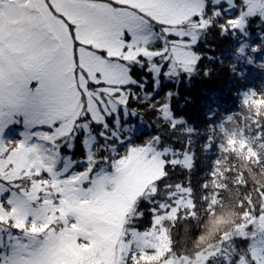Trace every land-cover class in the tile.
I'll return each mask as SVG.
<instances>
[{
    "label": "snow or ice",
    "instance_id": "obj_1",
    "mask_svg": "<svg viewBox=\"0 0 264 264\" xmlns=\"http://www.w3.org/2000/svg\"><path fill=\"white\" fill-rule=\"evenodd\" d=\"M256 17L264 26V0H0V137L21 118L25 126L21 141L0 139V264H264L259 186L260 203L246 193L239 219L214 243L177 247L173 230L197 217L198 202L190 183L171 176L194 167L196 129L173 108L178 91L155 99L164 82L210 77L201 64L216 57L198 50L209 32L246 38ZM260 38L264 45V32ZM136 69L150 74L151 90L147 77L134 78ZM240 95L245 108L264 100L255 90ZM140 105L181 148L159 133L126 146L133 129L123 122H144ZM247 120L239 143L260 165L264 121L256 113ZM78 139L83 159L73 160L64 150ZM236 142L208 136L203 151L226 154ZM220 163L201 185L209 216L222 207V190L209 187ZM235 179L247 189L243 173Z\"/></svg>",
    "mask_w": 264,
    "mask_h": 264
},
{
    "label": "trees",
    "instance_id": "obj_2",
    "mask_svg": "<svg viewBox=\"0 0 264 264\" xmlns=\"http://www.w3.org/2000/svg\"><path fill=\"white\" fill-rule=\"evenodd\" d=\"M259 18H253L248 28L246 38L237 36L235 39H225L215 31L208 33L199 46V51L205 56H215L212 62L205 60L201 64V71L205 68L211 71L210 77H204L202 74L194 75L190 80L184 79L177 85L164 82L155 99L159 100L165 92L178 91L179 97L173 98L174 110L183 115L190 126L196 129V133L192 134V152L195 155L194 167L191 171L178 167L171 176L173 182H182L191 184L194 189L198 202L197 217L191 220L178 222L173 230V237L178 248H187L193 250L197 247H204L216 241L221 232L229 230L233 227L234 222L239 219V208L237 204L239 200L247 193L250 194L256 203H260L257 199L255 189L259 186L264 188V163L257 165L251 160L252 153L245 151L240 143V137L225 132L223 126L229 122L234 115L242 118V128L249 123L247 117L251 113H256L261 121H264V100L257 101L253 106L245 108L241 103V93L253 90L259 86L264 92V68L257 65L264 63V45H262L260 33L264 32V26L257 28ZM245 47L244 53L238 50L242 46ZM258 45H262L256 53H252L251 49ZM251 59L253 62L248 63ZM223 61V62H221ZM231 65H235L236 72L241 76L233 74ZM134 78L141 79L147 77L149 84L146 90H151V76L146 70H134ZM136 107L135 102L133 105ZM138 110L143 115L144 122H141L138 116H128L123 122L125 128H132V139L127 142V147L141 144L156 134H161L166 143H170L173 147L181 148L182 145L172 136L165 134V125L161 123V128L156 127V117L149 111H144L143 105ZM215 111L214 120L209 121L207 115ZM255 136V129L249 133ZM212 136L214 140L220 144L225 143L230 137L236 139L235 151L229 150L226 154L217 152L215 147L210 153L203 151L207 137ZM182 140L187 141L188 134L185 133ZM123 153L126 148L122 146L120 149ZM66 155L72 157L73 160L83 159V147L79 141L72 152L64 150ZM261 159L264 161V147H259ZM219 158L221 163L220 173L216 181L209 185L210 188L221 189L222 207H219L212 216L208 215L206 205L201 201L202 188L201 185L210 179L208 173L211 171L213 161ZM79 169V165H77ZM231 169V171H229ZM243 173L247 180V189L239 187L235 177ZM150 220V214L146 212ZM222 219L225 225L216 233H212L211 224L213 221Z\"/></svg>",
    "mask_w": 264,
    "mask_h": 264
},
{
    "label": "rangeland",
    "instance_id": "obj_3",
    "mask_svg": "<svg viewBox=\"0 0 264 264\" xmlns=\"http://www.w3.org/2000/svg\"><path fill=\"white\" fill-rule=\"evenodd\" d=\"M253 90L259 92H262V89L257 86ZM257 101H263L260 99L259 96L256 97ZM242 126V118L239 115H234L229 119V122L226 123L223 126V129L225 132H229L230 134L239 136L238 129ZM25 131V126L22 122L19 123H13L8 125V127L5 129L3 136L0 137V139H3L5 142H19L23 139L21 133ZM35 131V129H33ZM82 170V169H80ZM224 222H222V219H218L212 222L210 230H212V233H216L218 230H220L223 227ZM218 229V230H217Z\"/></svg>",
    "mask_w": 264,
    "mask_h": 264
}]
</instances>
